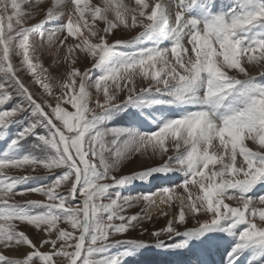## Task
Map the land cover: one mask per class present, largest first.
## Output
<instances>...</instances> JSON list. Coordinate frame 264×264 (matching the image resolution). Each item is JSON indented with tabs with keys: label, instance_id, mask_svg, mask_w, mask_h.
Instances as JSON below:
<instances>
[{
	"label": "snow or ice",
	"instance_id": "obj_1",
	"mask_svg": "<svg viewBox=\"0 0 264 264\" xmlns=\"http://www.w3.org/2000/svg\"><path fill=\"white\" fill-rule=\"evenodd\" d=\"M0 264H264V0H0Z\"/></svg>",
	"mask_w": 264,
	"mask_h": 264
},
{
	"label": "rangeland",
	"instance_id": "obj_2",
	"mask_svg": "<svg viewBox=\"0 0 264 264\" xmlns=\"http://www.w3.org/2000/svg\"><path fill=\"white\" fill-rule=\"evenodd\" d=\"M92 2L93 3H99L100 0H92ZM47 3H50V0H48ZM39 18L40 17L38 16L37 20ZM35 22H36V20H33L31 23H35ZM136 31H138V30H134L132 32L119 31V38L125 39V40L131 39L132 36H134L136 34ZM16 59L17 58H14V63H16ZM52 61H53V57L51 55L46 54L43 58V62L45 64V66H50L52 64ZM80 66H82L81 67L82 69L85 67L84 65H80ZM88 66H90V65H88ZM249 70H250V72H252L253 75L257 74L256 68L249 67ZM50 71L55 76V75H58L61 73L62 67H51ZM21 76L25 80L26 83H28L31 79L29 76H27L26 74H23V73H21ZM138 86H139V82H138ZM32 91L38 92V89L36 87H32ZM160 163H161V161L158 158H149L148 156H137V157L133 158L131 161H128L123 166L121 171L116 173V174L117 175L130 174V173H133L135 171L145 170L149 167L157 166ZM10 174H17V173L15 172V170H10ZM37 174L43 175L44 173L38 172ZM164 183H171V181L154 180L150 184H137L134 187H132L131 189H128L127 191H129L131 193L156 191L159 187L163 186ZM27 198L42 199V197H40L36 194H31ZM16 199L21 200V199H25V198L17 197ZM166 210H168L169 214L172 215L173 210H171V209H166ZM155 211H153V217H154L153 221L145 223V227L150 231L164 227L166 224V220L168 219V217L158 216V213L161 211V209L157 210L156 213H155ZM139 212H140L139 207L129 210V214H136ZM188 226L189 227L194 226L191 220L189 221ZM31 235H32V238L35 239L36 241L39 240V237L36 236L34 233H31ZM129 238H138V239L147 240L148 235L144 234L143 236H141L139 231H133L129 234ZM17 255H19V253H17Z\"/></svg>",
	"mask_w": 264,
	"mask_h": 264
},
{
	"label": "bare ground",
	"instance_id": "obj_3",
	"mask_svg": "<svg viewBox=\"0 0 264 264\" xmlns=\"http://www.w3.org/2000/svg\"><path fill=\"white\" fill-rule=\"evenodd\" d=\"M47 2H48V0H45V3L47 4ZM85 66V65H84ZM82 67V66H81ZM33 199V198H32ZM157 211V210H159L158 208L157 209H153V211ZM156 211H155V213H156ZM31 234V233H30ZM35 240V239H34Z\"/></svg>",
	"mask_w": 264,
	"mask_h": 264
}]
</instances>
